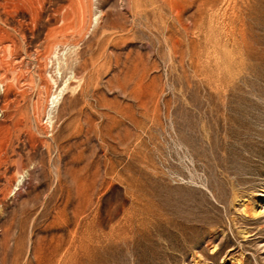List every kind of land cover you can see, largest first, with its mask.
<instances>
[{"label": "rangeland", "instance_id": "374dc122", "mask_svg": "<svg viewBox=\"0 0 264 264\" xmlns=\"http://www.w3.org/2000/svg\"><path fill=\"white\" fill-rule=\"evenodd\" d=\"M0 28V264H264V0H0Z\"/></svg>", "mask_w": 264, "mask_h": 264}, {"label": "bare ground", "instance_id": "6f19581e", "mask_svg": "<svg viewBox=\"0 0 264 264\" xmlns=\"http://www.w3.org/2000/svg\"><path fill=\"white\" fill-rule=\"evenodd\" d=\"M33 1H38V0H33ZM84 1V0H83ZM87 1H89V0H87ZM73 2V1H72ZM77 3H79V2H77ZM89 3H91V2H89ZM34 3L32 2V3H28L26 6H23V9H24V11L25 12H28L29 14H33V8H34V5H33ZM36 4V3H35ZM86 4V3H85ZM78 5V4H77ZM89 5V4H88ZM86 6V5H85ZM70 7V6H69ZM74 7V6H73ZM79 7V6H78ZM84 7H81L80 6V8H79V14H80V16H81V20H79V22L81 21V22H83L84 21V9H83ZM76 9H77V6H76ZM75 11V10H74ZM69 12V11H68ZM61 15V14H60ZM66 15V14H65ZM67 16V15H66ZM70 16V15H69ZM68 16V17H69ZM76 16V15H75ZM72 19V18H71ZM74 22V21H73ZM68 24V23H67ZM68 26V25H67ZM84 26V25H83ZM1 29V28H0ZM80 29H81V27H80ZM2 31V30H1ZM83 31V30H82ZM52 33V32H51ZM2 86V85H1Z\"/></svg>", "mask_w": 264, "mask_h": 264}]
</instances>
